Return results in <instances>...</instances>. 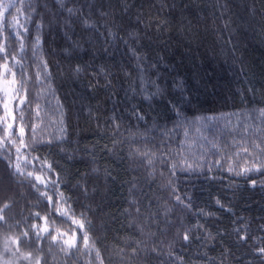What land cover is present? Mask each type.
<instances>
[{"label": "trees", "instance_id": "obj_1", "mask_svg": "<svg viewBox=\"0 0 264 264\" xmlns=\"http://www.w3.org/2000/svg\"><path fill=\"white\" fill-rule=\"evenodd\" d=\"M23 9L18 58L40 106L39 119L25 117L37 140L52 141L33 154L53 164L76 214L87 213L103 264H264V169L237 175L264 161V0H24ZM5 202L8 223H21L0 236L49 211L0 161ZM78 247L65 254L45 239L41 264H100L95 249ZM20 250L36 254L23 241ZM0 260L28 264L2 244Z\"/></svg>", "mask_w": 264, "mask_h": 264}, {"label": "snow or ice", "instance_id": "obj_2", "mask_svg": "<svg viewBox=\"0 0 264 264\" xmlns=\"http://www.w3.org/2000/svg\"><path fill=\"white\" fill-rule=\"evenodd\" d=\"M23 5L24 0H0V161L6 163L10 174L17 179L18 183H28L32 187L38 198L48 205L49 211L44 216L39 212L31 213L32 219H39L42 223H30L18 234L0 236V244H2V254H10L15 256L17 261L24 260L28 264H41L40 252L42 250L39 248V244L45 239L49 244L51 241H56L65 254L72 253L73 249L78 252V244L86 250L95 249V243L91 240L86 228V224L91 225L87 213L80 212L77 215L72 209V205L69 203L71 197L65 196L60 191L63 181L53 164L46 157L42 159L40 155L33 154L37 148L51 144L52 141L51 139L37 140L38 125L28 123L25 117V112H29L34 113L35 117L39 119L40 106L37 104L33 109L32 102L28 100V81L31 77L27 74L28 65L18 58L19 54L25 51L22 33H28V28L20 22V15L24 10ZM61 6H63V0H61ZM28 7L32 6L28 5ZM66 10L69 13L74 12L72 8ZM29 21L30 16L26 23ZM40 27L41 25H36L37 35L34 38V49H38L40 45L41 38L38 34ZM33 55H35V51ZM42 63L46 65V61H42ZM76 71H81V69L77 68ZM35 76L39 79L40 73L37 71ZM259 111L261 116H264V109ZM26 127L28 128L27 133L25 132ZM26 135L27 140L25 139ZM244 151L247 152V149ZM142 155L147 156L148 154L143 153ZM148 163L151 164L152 161L149 159ZM188 167L190 168L191 165ZM171 168L174 170L176 164L173 163ZM262 169H264V161L254 162L251 167H244L237 175H247L249 172H258ZM227 170L234 171L232 167H228ZM53 196L56 197L55 201H53ZM174 199L179 203H184L180 195H175ZM10 207L11 204L8 202L0 205V227L12 228L20 225V221H16L14 225L8 223L9 218L4 215V212ZM184 207L190 208L191 206L184 204ZM49 217H52L51 224H49ZM57 219L62 223L73 225L71 236L68 235V232L61 231L56 227ZM26 220L27 218H25ZM77 229L79 230L78 235ZM29 232H31V237H29ZM178 235L181 234L178 233ZM181 238L185 241L189 240L188 233L184 232ZM246 238V236H241V239ZM21 241L25 245L35 246L36 254L34 255L31 251L21 252ZM95 251L96 258L100 264H103L99 250L95 249ZM152 251H156V249H152ZM256 251L264 257V248H257ZM132 252L135 253L136 249L133 248ZM0 264H13V262L0 260ZM45 264H47L46 261Z\"/></svg>", "mask_w": 264, "mask_h": 264}, {"label": "rangeland", "instance_id": "obj_3", "mask_svg": "<svg viewBox=\"0 0 264 264\" xmlns=\"http://www.w3.org/2000/svg\"><path fill=\"white\" fill-rule=\"evenodd\" d=\"M69 236H71V234Z\"/></svg>", "mask_w": 264, "mask_h": 264}]
</instances>
